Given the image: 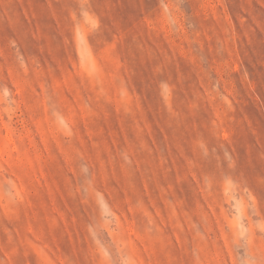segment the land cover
Instances as JSON below:
<instances>
[{"label": "rangeland", "instance_id": "obj_1", "mask_svg": "<svg viewBox=\"0 0 264 264\" xmlns=\"http://www.w3.org/2000/svg\"><path fill=\"white\" fill-rule=\"evenodd\" d=\"M0 264H264V0H0Z\"/></svg>", "mask_w": 264, "mask_h": 264}]
</instances>
